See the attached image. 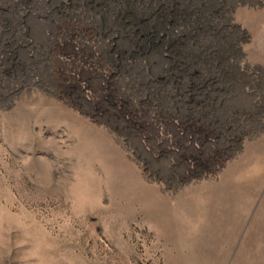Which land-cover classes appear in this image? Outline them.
<instances>
[{"label": "rangeland", "instance_id": "obj_1", "mask_svg": "<svg viewBox=\"0 0 264 264\" xmlns=\"http://www.w3.org/2000/svg\"><path fill=\"white\" fill-rule=\"evenodd\" d=\"M0 264H264V0H0Z\"/></svg>", "mask_w": 264, "mask_h": 264}, {"label": "bare ground", "instance_id": "obj_2", "mask_svg": "<svg viewBox=\"0 0 264 264\" xmlns=\"http://www.w3.org/2000/svg\"><path fill=\"white\" fill-rule=\"evenodd\" d=\"M110 2V1H109ZM173 2V1H172ZM166 8V7H165ZM168 8V7H167ZM176 8V7H175ZM118 10V9H117ZM168 11V10H167ZM173 11V10H172ZM120 15H124L125 16V18H126V16L128 15V12L127 11H125V10H123V9H120L119 10V12H118ZM173 13V12H172ZM129 16V15H128ZM170 16V15H169ZM175 16H177V15H175ZM120 24V23H119ZM155 29H156V26H155ZM151 38H153V39H156V38H158V31L157 30H154V33L151 35ZM148 39L147 38H143V41H144V44H145V46H153V49L154 48H156L155 46H154V44H156L155 43V41L156 40H152L151 41V43L149 42V41H147ZM133 43H134V41H133ZM153 44V45H152ZM158 44V43H157ZM151 48V47H150ZM157 50H159L158 48H156ZM155 49V50H156ZM188 50V49H187ZM205 51V50H204ZM203 50H202V52H204ZM200 54V53H199ZM202 54V53H201ZM203 58H204V56H203ZM193 60H196V64L197 65H199V66H201V63H203V61H204V59H203V61H201L202 59H200L199 57H197L196 55L194 56L192 53H186L185 55H183V58H182V65L183 66H181L182 67V69H181V71H183V72H188V69H186V68H189V66H190V64H191V62L193 61ZM206 60V59H205ZM205 63H207L208 62V60L207 61H204ZM205 66V65H204ZM203 67V66H202Z\"/></svg>", "mask_w": 264, "mask_h": 264}]
</instances>
